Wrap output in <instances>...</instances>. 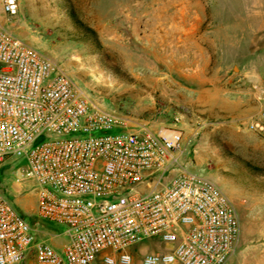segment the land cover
Returning <instances> with one entry per match:
<instances>
[{"label":"rangeland","instance_id":"374dc122","mask_svg":"<svg viewBox=\"0 0 264 264\" xmlns=\"http://www.w3.org/2000/svg\"><path fill=\"white\" fill-rule=\"evenodd\" d=\"M17 1L10 16L0 0L1 21L52 59L89 104L129 130L182 131L179 166L162 182L184 168L216 183L241 226L226 264H264V135L250 127L264 91V0ZM25 168L23 156L0 162L2 193L61 252L66 226L37 213Z\"/></svg>","mask_w":264,"mask_h":264},{"label":"built area","instance_id":"2783aa9c","mask_svg":"<svg viewBox=\"0 0 264 264\" xmlns=\"http://www.w3.org/2000/svg\"><path fill=\"white\" fill-rule=\"evenodd\" d=\"M1 10L14 16L18 1L2 0ZM260 99L250 127L264 135ZM181 136L124 128L0 19V162L25 157L37 213L67 235L61 252L39 240L0 182V264H226L240 238L234 202L184 168L162 182L179 166Z\"/></svg>","mask_w":264,"mask_h":264},{"label":"crops","instance_id":"0c3cea01","mask_svg":"<svg viewBox=\"0 0 264 264\" xmlns=\"http://www.w3.org/2000/svg\"><path fill=\"white\" fill-rule=\"evenodd\" d=\"M261 94H264V91L260 92V95H261Z\"/></svg>","mask_w":264,"mask_h":264}]
</instances>
